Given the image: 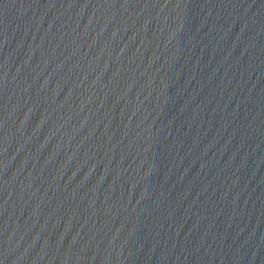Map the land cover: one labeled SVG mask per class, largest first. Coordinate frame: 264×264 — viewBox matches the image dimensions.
I'll use <instances>...</instances> for the list:
<instances>
[{
	"label": "water",
	"instance_id": "water-1",
	"mask_svg": "<svg viewBox=\"0 0 264 264\" xmlns=\"http://www.w3.org/2000/svg\"><path fill=\"white\" fill-rule=\"evenodd\" d=\"M0 264H264V0H0Z\"/></svg>",
	"mask_w": 264,
	"mask_h": 264
}]
</instances>
